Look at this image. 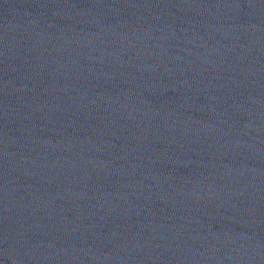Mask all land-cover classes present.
Returning a JSON list of instances; mask_svg holds the SVG:
<instances>
[{
    "label": "water",
    "instance_id": "95a60500",
    "mask_svg": "<svg viewBox=\"0 0 264 264\" xmlns=\"http://www.w3.org/2000/svg\"><path fill=\"white\" fill-rule=\"evenodd\" d=\"M0 264H264V0H0Z\"/></svg>",
    "mask_w": 264,
    "mask_h": 264
}]
</instances>
